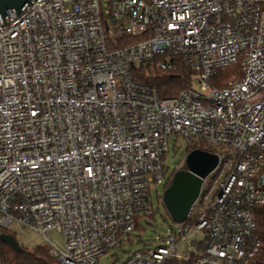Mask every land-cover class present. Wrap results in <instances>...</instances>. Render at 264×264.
I'll return each instance as SVG.
<instances>
[{"label":"built area","instance_id":"built-area-1","mask_svg":"<svg viewBox=\"0 0 264 264\" xmlns=\"http://www.w3.org/2000/svg\"><path fill=\"white\" fill-rule=\"evenodd\" d=\"M178 62L191 82L172 97L132 73ZM171 136L226 148L209 203L120 264H264V0H35L0 25V235L55 229V264H97L153 214Z\"/></svg>","mask_w":264,"mask_h":264},{"label":"rangeland","instance_id":"rangeland-1","mask_svg":"<svg viewBox=\"0 0 264 264\" xmlns=\"http://www.w3.org/2000/svg\"><path fill=\"white\" fill-rule=\"evenodd\" d=\"M111 35H113V30L110 29V32L106 33V37H110ZM114 39L115 42H117V38ZM138 66L139 65H136V67ZM193 85L197 90H199V84L197 82H193ZM257 95L258 94H255L253 97H256ZM168 144L169 149L164 156V164L168 167V178L171 179L173 170L176 169L179 162H181L186 154V141L182 137L171 136L168 139ZM214 147L215 151L218 152H223L226 150L224 147ZM216 174V172H212L208 175L207 182L209 185L214 183ZM164 187L165 182L160 184L153 183L150 185L153 215L141 218L139 226L135 228L129 235H124L121 238L122 240L120 246L110 248L100 255L97 264H120L131 252L143 249L149 245L159 244L161 239L160 237L165 235L170 227L174 226V222L171 220L162 203L161 192L163 191ZM208 203V198L203 199L200 197L198 205L196 203L194 204L190 214L194 215L199 208H205ZM11 233L13 236H15L18 244L21 247L23 246L29 250L37 246H43L45 243L48 245L46 237L50 242L56 244L59 248H63L62 233L55 229L48 230L45 233L46 237L28 227H16L15 232ZM190 239L195 242L194 244H190L189 248L191 252H193L195 255H198L199 245L197 244L203 240V235L201 232H193L190 236ZM4 244L7 243L4 242Z\"/></svg>","mask_w":264,"mask_h":264},{"label":"trees","instance_id":"trees-1","mask_svg":"<svg viewBox=\"0 0 264 264\" xmlns=\"http://www.w3.org/2000/svg\"><path fill=\"white\" fill-rule=\"evenodd\" d=\"M122 37V40L125 41H132L135 39L127 35H123ZM238 71L239 64H230L219 69L213 81L211 80V83L217 86L225 85L228 83L227 81L232 74L238 73ZM132 73L135 79L156 88L161 97H172L179 91L189 88L192 76V71L181 62H178L174 68L167 70L156 69L151 64L139 65L138 67L134 66ZM194 148L216 152L213 146L204 148L199 144H195L191 149ZM183 168H185V164ZM169 182L170 179L165 187ZM199 199L200 197L198 201ZM255 217L256 235L260 238L264 246V204L255 207ZM138 226L139 222L136 223L135 228ZM21 248V251H16L9 245L0 241V259L2 264H55V261L49 255L45 246H37L31 250L23 246Z\"/></svg>","mask_w":264,"mask_h":264},{"label":"water","instance_id":"water-1","mask_svg":"<svg viewBox=\"0 0 264 264\" xmlns=\"http://www.w3.org/2000/svg\"><path fill=\"white\" fill-rule=\"evenodd\" d=\"M35 0H0V25L20 15L26 5ZM38 1V0H37ZM185 168L173 172L169 184L164 188L162 203L173 222L186 220L192 206L199 197L203 179L217 166L218 155L204 149L194 148L184 156ZM0 241L21 251L15 236L0 235Z\"/></svg>","mask_w":264,"mask_h":264}]
</instances>
